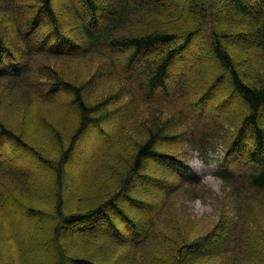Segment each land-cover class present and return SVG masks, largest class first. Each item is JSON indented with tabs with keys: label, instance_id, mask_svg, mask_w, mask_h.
I'll list each match as a JSON object with an SVG mask.
<instances>
[{
	"label": "trees",
	"instance_id": "obj_1",
	"mask_svg": "<svg viewBox=\"0 0 264 264\" xmlns=\"http://www.w3.org/2000/svg\"><path fill=\"white\" fill-rule=\"evenodd\" d=\"M207 1L212 0H64L73 16L64 28L54 0H0V6L7 4L10 20L15 19L12 30L0 21V264H36L29 258V243L51 249L50 264L205 262L200 251L207 246L205 240L187 242L176 227L162 232L152 230L145 235L146 224L153 227L155 220L141 223L137 215L121 205L124 201L131 205L139 201L130 191L135 181L155 178L147 173L152 163H159L163 171L166 166L181 170V180L188 184L184 188L202 183L200 175L187 172L188 164L182 158L162 148V144L179 134L184 124L190 130L196 123L189 119L190 125L187 121L178 123L172 115L165 116L166 111L160 110V105L146 114L145 125L139 127L136 137L122 134L132 149L122 154L118 146L116 159L108 161L113 186L100 199L78 208L71 207L74 204L67 203L64 195L67 167L76 159L78 143L85 131L99 127L102 130L99 133L104 135L105 122L115 112L112 105L123 96L133 97L136 93L142 96L140 90L150 96L158 88L169 90V77L180 59L182 66L193 58V65H198L203 74L195 81L186 78L187 90L180 92L190 109L196 108V103L214 99L212 93L216 91L224 94L222 101L237 98L243 103L239 109L223 105L227 117L221 123L222 133L215 132L216 113L208 117L213 125H204L210 126L209 132L215 139H188L189 145L192 143L194 149L205 154V162L222 161L217 175L227 184L240 183L237 178L240 173L229 168L228 158L248 161L250 171L241 174L244 182L264 193V0H213L210 4ZM19 3L26 9L18 16ZM215 9L221 12L216 13ZM200 34L202 47L197 41ZM100 48L107 50L106 56L113 62L107 75L124 71L129 75L125 80H129L130 86L104 83L100 90L87 96V80L67 77L61 68L44 60L75 57L80 59L74 60L81 61L95 57ZM195 48H200L205 57L196 52L195 57L192 52ZM92 61L83 71L96 69ZM210 71L212 79L208 82ZM136 80L138 83L134 84ZM224 85L228 88L221 91ZM34 86H40L41 91L34 92ZM192 95L196 99L189 101ZM7 99L17 104L22 124L4 113L2 102ZM50 102L51 113H41L49 126L43 129L36 110ZM32 127L43 131L44 140L36 136ZM224 134L228 141L219 145L215 140ZM214 144L219 145L217 155H212ZM9 146L15 147L20 156L26 155L44 165L50 173L51 187L38 182L39 174L35 171L26 172L18 166V157L13 158L7 151ZM222 151L223 157L219 156ZM150 186L145 187L146 195L151 192ZM10 205L38 216L45 229L42 237L32 228L29 237L21 239L10 216ZM113 215L123 221V230ZM100 225L105 227L101 228L105 232L100 236L102 242L112 250L103 256L100 251L104 245L94 244V252L80 249L69 257L67 247L73 240L80 242L78 239L85 233ZM242 230L245 243L242 248L255 254L248 259L249 264H264V250L259 245V241L264 242V231L256 233L248 227ZM125 247L133 251L123 250ZM232 264L246 261L241 257Z\"/></svg>",
	"mask_w": 264,
	"mask_h": 264
},
{
	"label": "rangeland",
	"instance_id": "obj_2",
	"mask_svg": "<svg viewBox=\"0 0 264 264\" xmlns=\"http://www.w3.org/2000/svg\"><path fill=\"white\" fill-rule=\"evenodd\" d=\"M211 2L208 3L207 1L208 4ZM19 4L21 7L16 9L18 16L26 9L21 3ZM54 4L65 23L64 28L67 27V23L72 20V14L68 10L64 0H54ZM6 6L7 4H4V7L0 6V9H2L0 11V21H2L1 24L3 25L8 24L9 27L6 28L12 30V24L15 22V19L10 20L9 15L6 14V9H8ZM215 11L216 13L221 12L219 9H215ZM38 41L39 39H36V45H38ZM197 41L202 47L203 38L201 34ZM97 51L99 54H96L95 57L88 56L81 61L74 60L80 59L75 57L45 58L44 60L61 68L67 77H73L79 81L87 80V96L100 90L104 83L107 85L126 83L130 86L129 80L128 82L127 79L125 80V78H129V75L124 71L116 72L117 74L112 72L111 75H107L108 69L113 67V62L106 56L107 50L100 48ZM192 52H194L195 57H197L195 52L199 53L201 57H205L200 48H195ZM92 59V66L96 67V69L83 71ZM70 60H74L75 62H71ZM193 60L192 58L188 62V65L182 66L180 64L183 60L180 59L176 62L175 68L168 80L169 90H166L167 88H158L155 92L156 94L152 93L153 95L151 96L144 94L140 90L142 96H139L137 93L133 97L123 96L120 102L113 104L112 107L115 112L105 122L104 135L99 133L102 131L99 127H90L85 131L78 143L76 159L67 167L68 183L65 185L64 195L67 196V203L74 204L71 207L78 208L87 206L89 201L100 199L108 187L113 186L112 175H110L113 173L107 170L108 161L116 159L114 156L118 151V146L122 148V154L129 153L132 149L130 144L127 145L128 140L122 134L136 137L139 127L145 125L146 114L160 105V108H162L160 110L166 111L165 116L172 115L174 121H178V123L187 121L189 125V121L196 123L190 130H187L184 124L179 134L174 139L162 144V148L169 150L173 156L182 158L188 164L186 170L197 171L204 178V183L184 188L182 186L188 184L182 182L181 175L183 172L181 170L166 166V169L163 171L159 163H152L149 164L150 169L147 173L155 178L135 181L130 191V195L139 200L135 201V204L133 203L136 206L129 204L128 201H124L121 202L122 207L127 212L129 211L133 215H137L141 223H149V221L155 220L153 227L146 224L144 228L145 235H148L152 230L162 232L168 227H176L177 233L184 235L187 242L205 240L207 246H204L203 250H200L203 251L202 256L205 262L201 261V264H232L241 257L243 262L246 261V264H249L251 261L248 259L252 258L255 254L249 248H242L245 245L242 240L244 236L242 228L248 227L249 230L251 228L252 230H256V233L264 231V193L251 189L244 182L245 179L241 175L250 171L249 162L243 161V159L236 160V157H229V168L235 170L238 175L240 173L237 176L240 183L239 185L237 183L227 184L218 175L214 174L215 170L219 169L220 159L213 160V162H205L203 160L205 154H200L198 150L193 148L194 145L192 143L190 145L188 143V139L200 137H206L208 140L215 139V135L209 132L210 126L204 125L207 123L213 125V122H210L208 117L216 113L214 125L217 128L215 132L222 133L224 130L221 129V123L227 117L226 114L224 115L225 108H223V105L227 109H239L243 106V103L237 98H228L222 101L225 98L224 94H218V91H216L215 94L212 93L215 95L213 96L214 99L205 101L204 104L196 103V108L190 109L189 105L183 102L180 92L187 90L185 85L186 78L195 81L203 75L198 65H193ZM97 61H100L99 64H97ZM191 67H193L192 70H190ZM211 74L212 71H210L209 79H207L208 82L212 79ZM42 81L46 85L49 84L45 78ZM137 83L138 80L134 81V84ZM227 88V85H224L221 91ZM33 91L38 93L41 91V87L34 86ZM192 97L189 101L196 99L194 95ZM216 97H219V102H216ZM64 98L68 100L67 95ZM153 98H156V101H152ZM2 107L4 113L19 121V124H22V119H20L21 112H19L20 109L15 101L7 99L2 102ZM48 107L51 108V102L36 110L37 119L42 123L40 127L43 129L49 126L45 124L46 121H43L41 113L50 114L51 111ZM70 113L73 117V112ZM33 123L35 124V121ZM32 129H36V136L44 140V136L42 135L41 137V134H43L42 130L39 132L37 128L32 127ZM223 140L228 141L226 134L219 136L215 141H218L220 145ZM219 145L214 144L212 155H217L215 153L219 152ZM7 151L11 153L13 158L18 157L16 164L24 171H35L39 174L37 181L43 183L47 188L51 187L49 184L50 173L44 165L37 163L26 155L20 156L15 147L9 146ZM223 153L222 151L219 156H222ZM158 184L161 185V188H159ZM167 185L168 187L165 188ZM149 186L152 189L146 195L145 187ZM170 189H177V191L169 192ZM167 193H170V195L166 196ZM7 204L10 203L8 202ZM8 208H11L9 211L10 216L14 219L16 234L21 239H27L29 237L28 232L32 228L35 234L42 237L41 234L45 232V229H43L38 216L24 212L11 205ZM113 217L116 219L118 227L123 230V221L117 218L116 215H113ZM101 228L105 227L100 225L96 229L89 230L88 233L84 234L83 238L78 239L80 242L73 240V244L67 247L68 256L70 257L69 254H73L74 256L80 249L94 252L96 250L94 244L104 245L100 251V255L106 256L109 250H112V247L102 242L100 236L104 235L105 232ZM68 231L66 230V232ZM132 237L135 238L136 235ZM256 238L259 239L258 236ZM261 241H259V245L264 250V242L263 240ZM129 244L134 246L132 243ZM28 249L30 253V255L28 254L29 258H33L36 264H50L51 249L30 243ZM122 249H126L127 252L133 251L129 247Z\"/></svg>",
	"mask_w": 264,
	"mask_h": 264
}]
</instances>
